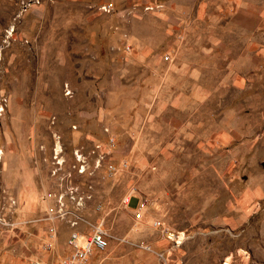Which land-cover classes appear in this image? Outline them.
<instances>
[{
    "label": "rangeland",
    "instance_id": "374dc122",
    "mask_svg": "<svg viewBox=\"0 0 264 264\" xmlns=\"http://www.w3.org/2000/svg\"><path fill=\"white\" fill-rule=\"evenodd\" d=\"M51 132L104 153L76 178L109 236L86 264H264V0H0V264L69 250L37 220Z\"/></svg>",
    "mask_w": 264,
    "mask_h": 264
},
{
    "label": "built area",
    "instance_id": "2783aa9c",
    "mask_svg": "<svg viewBox=\"0 0 264 264\" xmlns=\"http://www.w3.org/2000/svg\"><path fill=\"white\" fill-rule=\"evenodd\" d=\"M101 8L105 10L109 8V5H102ZM32 135L28 136L30 161L34 165L37 162L46 164L48 179L46 186L41 191L40 199L44 205L43 214L37 219L47 223L45 231L47 239L44 249L49 250L52 247V241L56 237L55 224H63L67 228L64 243L68 246L69 251L59 256L54 264H86L93 252L103 251L107 247L109 236L100 223L92 224L90 230L84 232L82 224L85 223V220L81 212L90 198V184L86 182L78 184L76 178L94 172L100 166L104 153H100L98 145L93 144L88 152L81 146L72 148L66 155L61 137L57 132L50 133L48 144L37 140ZM107 140L110 145L113 144L111 137H108ZM91 154L94 155V158L91 161V168H89L88 156ZM68 157L69 162L66 161ZM116 169L112 162L105 163V171L109 175L115 173ZM128 200V197L124 198L126 205ZM143 206L144 202L137 199L134 213L136 219L140 218L139 209ZM11 225L16 227L14 223ZM151 225L160 238L170 242L173 246L178 245L180 240L187 236V234L176 233L158 219H153ZM81 226L82 228H80ZM141 247L150 249L147 245ZM159 256L161 257V254ZM32 264H39V262L35 261Z\"/></svg>",
    "mask_w": 264,
    "mask_h": 264
},
{
    "label": "crops",
    "instance_id": "0c3cea01",
    "mask_svg": "<svg viewBox=\"0 0 264 264\" xmlns=\"http://www.w3.org/2000/svg\"><path fill=\"white\" fill-rule=\"evenodd\" d=\"M241 17H243V16L241 15ZM243 20H244L245 23H248V22L250 21V19H249L248 17H247L246 19H245V17H243ZM251 20H253V18H252ZM244 22H243V23H244ZM28 154H29V150H28ZM154 243H156V242H154ZM156 244H157V243H156ZM63 251H64V250H63ZM68 251H69V250L63 252V254H64V253H67ZM95 252H97V251H95ZM95 252H93V253L91 254V256H93V254H95ZM99 252H100V251H99ZM91 256H90V257H91ZM90 257H89V258H90Z\"/></svg>",
    "mask_w": 264,
    "mask_h": 264
},
{
    "label": "bare ground",
    "instance_id": "6f19581e",
    "mask_svg": "<svg viewBox=\"0 0 264 264\" xmlns=\"http://www.w3.org/2000/svg\"><path fill=\"white\" fill-rule=\"evenodd\" d=\"M0 158H1V150H0Z\"/></svg>",
    "mask_w": 264,
    "mask_h": 264
}]
</instances>
